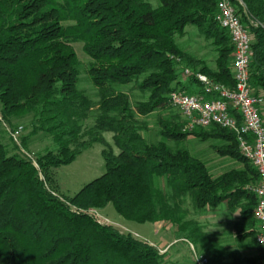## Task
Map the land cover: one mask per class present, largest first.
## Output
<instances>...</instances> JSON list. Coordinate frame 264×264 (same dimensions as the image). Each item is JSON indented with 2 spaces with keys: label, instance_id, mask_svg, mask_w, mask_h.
<instances>
[{
  "label": "trees",
  "instance_id": "1",
  "mask_svg": "<svg viewBox=\"0 0 264 264\" xmlns=\"http://www.w3.org/2000/svg\"><path fill=\"white\" fill-rule=\"evenodd\" d=\"M219 1L0 0V121L12 125L30 116L32 127L19 137L21 145L11 132L21 127L22 133V126L8 130V143L0 132V264L170 263L167 252L89 213L109 204L127 221L170 224L209 264L222 263L227 248L198 218L226 204L229 213L240 211L238 236L254 238L264 256L254 217L260 176L241 152L238 134L220 126L184 132L183 117L160 119L156 142L143 134L146 117L175 109L173 91L205 93L195 74L233 88L234 46L217 20ZM231 2L252 36L250 83L260 96L264 0ZM189 29L208 42V57L180 47ZM75 43L91 59L87 73L97 102L80 87ZM129 86L140 100L132 102ZM39 133L55 148L34 159L28 140ZM104 133L113 135L117 153ZM191 135L220 143L214 151L239 166L216 175L190 149L172 147ZM95 144L106 146L105 172L74 196L60 195L53 170ZM243 261L249 260L234 259Z\"/></svg>",
  "mask_w": 264,
  "mask_h": 264
},
{
  "label": "built area",
  "instance_id": "2",
  "mask_svg": "<svg viewBox=\"0 0 264 264\" xmlns=\"http://www.w3.org/2000/svg\"><path fill=\"white\" fill-rule=\"evenodd\" d=\"M217 20L227 31L234 46L233 88L216 84L206 75L197 73L195 77L203 84L205 93L193 95L175 90L169 95V102L183 117L184 132L220 126L238 134L241 152L260 176L259 183L253 189L257 198L254 216L260 226L256 240L264 248V120L261 111L264 100L261 95H254L250 83V63L254 55L252 36L231 0L219 1ZM185 74L192 73L187 69ZM21 131L20 127L11 132L16 142ZM89 213L101 223L109 222L98 210H90ZM189 244L195 264H209L208 260L200 256L194 246Z\"/></svg>",
  "mask_w": 264,
  "mask_h": 264
},
{
  "label": "rangeland",
  "instance_id": "3",
  "mask_svg": "<svg viewBox=\"0 0 264 264\" xmlns=\"http://www.w3.org/2000/svg\"><path fill=\"white\" fill-rule=\"evenodd\" d=\"M189 34L185 36L183 39H180L179 44L180 47L188 52H194L198 54L199 57H208V42L205 39L197 35L193 29H189ZM82 43H75L73 48L77 54L79 60V69H80V87L86 90V93L91 97L93 102L98 101L97 91L96 88L91 83L88 77V69L91 59L87 56L83 51ZM131 86L127 87L126 90L129 91L131 95L132 102L141 99V94L138 91H130ZM1 108V103H0ZM96 108H94L95 112ZM175 118L181 117V114L173 108L165 109V110H158L155 113L149 115L145 118L147 123V130L143 131L145 138L150 142H156L157 140L161 139V135L159 134V123L158 121L162 118ZM264 119V117H263ZM93 119L91 118L87 126H92ZM20 125L23 127V132L21 133V139L25 136H28L32 130L31 127V117L27 116L21 119L14 120L12 125H7L4 122L0 121V132L6 133L3 136V141L8 143V139H10L9 134L7 133L8 130L12 129L11 127ZM7 130V131H6ZM106 146H109L113 149L115 153L118 152L117 148L114 145L113 135L111 133H104L103 134ZM18 140L17 144L21 145V140ZM172 147L176 148L178 146H184L191 150V152L203 159L211 171L215 174L222 173L226 170H229L233 167H238L239 165L230 158L221 157L215 151L214 147L219 146L220 143L210 140L207 142H201L197 140L194 136H189L188 139L184 142L179 144H171ZM105 145L95 144L92 148L84 151L80 154L77 159L69 164L61 166L57 169L53 170L54 180L57 186V191L60 195L66 197L74 196L84 185L91 182L95 178L100 177L105 172V162L102 156V151L106 147ZM55 147L52 143L50 136L39 133L34 136H30L28 140V147L27 151L31 157L34 159L38 154H43L47 150H53ZM189 206V203H187ZM256 208V207H255ZM254 208V210H255ZM99 214L107 219L109 222L105 224L113 225L121 232L124 233H131L137 239H140L145 242L155 243L158 246L159 235L157 233V227L152 223H145L140 224L136 222L127 221L122 218L117 211L115 210L112 204H109L105 209L98 210ZM208 215V214H207ZM206 214L204 216H199V220L201 223H205L208 221V216ZM255 217V216H254ZM168 226V228H167ZM164 230L167 232V236L171 237L170 240L173 238L175 239L174 235H177L176 228L172 227L170 224L164 225ZM175 233V234H174ZM173 235V236H172ZM179 236V235H177ZM177 238V237H176ZM175 243H178L177 246H187L186 242L182 240H177ZM176 246V247H177ZM171 248V246H168ZM169 248V249H170ZM173 248V247H172ZM196 252L200 255L202 252L197 248L194 247ZM165 249V248H164ZM186 257H188V264H191V260H194L193 251H191L190 247L184 251H182ZM168 262L173 264L172 259L170 256L166 257ZM191 258V259H190ZM209 261L212 262V258H209ZM169 263V264H170ZM195 263V260H194ZM176 264V263H174Z\"/></svg>",
  "mask_w": 264,
  "mask_h": 264
},
{
  "label": "crops",
  "instance_id": "4",
  "mask_svg": "<svg viewBox=\"0 0 264 264\" xmlns=\"http://www.w3.org/2000/svg\"><path fill=\"white\" fill-rule=\"evenodd\" d=\"M261 95L264 100V92H262ZM261 111H262V117H264V101H263V105L261 106ZM207 216H208V221L206 222L207 233L211 237L217 239L224 247L227 248V254L225 257L223 256L222 263L220 264H233L234 259L236 260V262H238L241 259L249 260V261L240 262L239 264L263 263L264 256L260 252V248L257 245L255 239L252 237L241 239L238 236L236 223L240 217L239 210L235 211L234 213H229L226 209V204H222L217 211L210 212L208 213ZM154 225L157 227V233L159 235V240L157 241L158 246H156L155 243L154 244L151 243V244L158 247L162 253L167 252V256H170L173 261L172 263L188 264L189 258L183 255L184 253L182 251L185 252L187 246L188 248L190 247L191 249V246L189 244L190 242L177 235H174L175 239L173 238L172 240H170L171 237H168L167 232H165L164 230V225L166 224L160 222ZM255 228L260 229L258 223L255 225ZM182 239L183 241L186 242L187 245L186 247L177 246L178 243H175L177 240H182ZM168 246H171V248ZM210 258H212V261H215L214 257H210ZM190 263L195 264L193 259L191 260Z\"/></svg>",
  "mask_w": 264,
  "mask_h": 264
}]
</instances>
